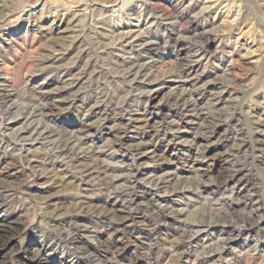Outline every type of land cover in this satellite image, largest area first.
<instances>
[{
	"label": "rangeland",
	"instance_id": "1",
	"mask_svg": "<svg viewBox=\"0 0 264 264\" xmlns=\"http://www.w3.org/2000/svg\"><path fill=\"white\" fill-rule=\"evenodd\" d=\"M263 63L264 0H0V176L20 167L13 212L28 216L4 261L32 245L50 264H99L52 229L96 249L128 207L117 230L136 264H264V151L241 147L264 131ZM73 167L96 170L92 188ZM81 200L93 214L73 220Z\"/></svg>",
	"mask_w": 264,
	"mask_h": 264
},
{
	"label": "bare ground",
	"instance_id": "2",
	"mask_svg": "<svg viewBox=\"0 0 264 264\" xmlns=\"http://www.w3.org/2000/svg\"><path fill=\"white\" fill-rule=\"evenodd\" d=\"M85 10H87V9H85ZM177 19L179 20V24H180L181 29L183 28V24L188 25V27H189L188 29H192V30H198L199 29L198 26L196 24H194L189 19V17H187L185 15V13L179 14L177 16ZM204 35H205L204 33H201L200 34V39L202 40V43H203L202 46H201V50H202L201 53H205L206 52V50H207L206 41L209 39L208 37L205 38ZM169 39H170V42L169 43H171L170 48L174 49L175 51L177 49V54L175 55V57L170 56V58H171L170 60H173L174 62H178L177 64L182 63L184 61V59H185V58H183V57L180 56V51L183 48L182 42L180 40H176V39H174L172 37H169ZM155 46L156 47L153 46V48H155V49H159L161 47L160 43L159 44H156ZM258 69H259V72L264 73V63L261 64ZM185 70L187 72H189L190 71V67L188 69H185ZM1 84L2 83H0V85ZM3 86H4V84H3ZM11 87H12V85H11ZM3 91L4 92H1L0 93V99L5 100V99H7L9 97V92L8 91L6 92L5 90H3ZM46 97H49V96L47 95ZM176 97H178V96H176ZM176 97H170V101L172 100V103H173L174 106H177L178 103H179V101L175 99ZM49 103H50V101H49ZM55 106H56L55 104L54 105H50L47 108V110L51 113V112L55 111ZM217 127L219 128L220 125L219 126H215L214 128H212V131L210 132L211 135L216 131V129H218ZM206 138H204V139H206ZM122 145H123V142L122 143H119V145H118L119 149H122ZM241 147L244 148L245 150L246 149H249L251 152H254L257 149H261L262 151H264V131L261 130V131H258V132L255 133V139H254L253 144L252 143L249 144V143L243 141L241 143ZM9 165L10 166L11 165L15 166L13 163H9ZM2 169L3 170H6V171L3 172V173H1L2 175L0 176V183H3L4 184V182L7 181L8 178H11V180L12 179L17 180V182H18V183H16L17 186H15V188H12V186L14 185V184H12V186H11L12 189L10 188V186H9V189H5L4 188V185L3 186L0 185V206L6 207L11 212L8 215L0 216V264H7L6 261H4L3 258H4V256L6 254H8V255L10 254L11 255L15 250H17V246L18 245H16V243L14 242V239L16 237H18L26 229V226L28 224V220H27L28 216H27V214H25V215H14V212H13L17 208L19 209V207L21 205V204H19V200L14 197L16 195V189H20V187L22 188V186L25 183V179H22V178H25V177H23V175H21L22 172L20 171L21 170L20 167H3ZM73 169H74L73 171H75V172L80 173L81 175H83V177H84V182H83L84 185L86 187H91L92 188V177L96 173V170H93L92 167H73ZM10 171H13L14 173L10 174L9 173ZM42 171H43V173L44 172H49V169L47 170V168H44L43 167L42 168ZM102 174H103V172H102ZM240 175H241V170H239L237 168V170H235L234 173L232 175L228 176V177L231 178V179H233V182L239 183L241 181V178H242V177H240ZM105 178L107 179V177H105ZM113 182H114V179H113ZM8 183H10V182L8 181ZM61 187H60V190L64 189L63 187L62 188ZM7 188H8V186H7ZM121 190H122V188H121ZM45 193H46V191H45ZM89 201H90V203L92 202V200H89ZM89 201H82L81 200V202L78 204V206L75 205V206H77V209L79 210V212H81L82 214L71 212V215L70 216L73 218V220H77L76 218H78V217L81 218V217L87 216V215H89L91 213V210L90 209H92V208H91L90 204H88ZM63 203H64V201H63ZM85 205H89V206L84 207ZM58 210H60L59 205L56 208L51 209V211L46 214V219L49 220V221H52V222L53 221H58V218H57L58 215L56 213V211H58ZM111 211L114 212V217L112 216L114 219L113 220L111 219L112 221H110V224L109 225H113L116 228L111 227L108 230H103V229L102 230H99L98 235H103V238L99 240L98 247L96 249L95 248H92V247L84 246L81 243L82 242V236L80 235V233H79L80 231L77 228L74 229L75 227L73 229L70 228L72 230L71 232H67L63 228H60V227H55L54 229H52V232L55 235L59 236L64 244H67V245H75L77 248L82 249L83 250V255H85L87 258L94 259L96 263H99V264H111L112 262L110 261L109 258L112 257L113 259H116V258L118 259L119 258V259H122V260H126L129 264H136L137 263V260L135 259L134 256L131 255V254H133V252H130V246L127 244L128 237L125 235L126 233H119V231L117 230V228L119 226H122L123 225V223H124V221L126 220L127 217H132L131 211H130V209L128 207L127 208L126 207H123V208L121 207L120 209L119 208L118 209L113 208V210H111ZM28 212H30V211H28ZM116 212H119L120 214H116ZM83 214H84V216H83ZM91 214H93V213H91ZM99 214L98 213L95 214L94 218H96L97 221L104 220L105 218L103 217V215L100 216ZM161 215H162V217H168V215H166V212H164ZM109 218H110V216H109ZM69 220H71V219H69ZM74 226H75V224H74ZM104 231H106V232H104ZM104 233H106V234H104ZM22 251H23L24 257L21 258V259H25V260H23V262H26L24 264H50L48 261H43L41 259V256H40V248H38V247H35V246H32V245H26L22 249ZM23 262H21V263L23 264ZM148 264H160V262H159V259L158 258H155V259H153V261H149Z\"/></svg>",
	"mask_w": 264,
	"mask_h": 264
}]
</instances>
